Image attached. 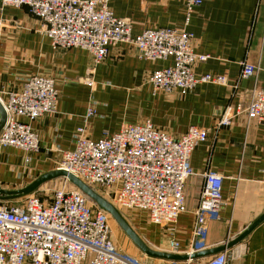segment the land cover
<instances>
[{
  "label": "crops",
  "instance_id": "1",
  "mask_svg": "<svg viewBox=\"0 0 264 264\" xmlns=\"http://www.w3.org/2000/svg\"><path fill=\"white\" fill-rule=\"evenodd\" d=\"M110 8L131 24L133 36L159 28L190 32L195 53L209 56L195 73L224 76L227 85L202 84L185 95L154 92L149 75L171 66L172 60L141 59L122 43L95 64L86 50L54 49L43 24L27 8H4L0 10V95L21 92L25 80L34 76L54 80L60 94L55 112L22 120L39 137L37 154L0 152V188L18 190L55 170L63 153L75 149L74 138L83 128L94 141L123 125L146 121L173 138L190 127L202 128L208 137L191 153L193 174L185 188V213L175 224L152 225L148 237L156 246L166 245L170 253V241L175 240L181 255L220 248L264 214V126L242 115L230 126L218 127L228 108L247 105L255 90L264 91V0H203L188 25L184 0H111ZM244 62L258 68L254 77L240 78ZM92 107L95 116L86 120ZM207 171L223 178V207L199 241L194 237V213ZM226 252L231 264H264V222Z\"/></svg>",
  "mask_w": 264,
  "mask_h": 264
},
{
  "label": "built area",
  "instance_id": "2",
  "mask_svg": "<svg viewBox=\"0 0 264 264\" xmlns=\"http://www.w3.org/2000/svg\"><path fill=\"white\" fill-rule=\"evenodd\" d=\"M110 1L0 0V10L27 8L43 24L54 49L86 50L95 64L105 61L111 49L122 43L132 47L141 59L172 60L171 66L154 71L148 78L154 92L185 95L202 84L227 85L224 76L195 73V67L209 56L195 53L190 32L159 28L133 36L131 24L115 16ZM184 3L188 25L203 0ZM257 72L256 66L244 62L240 78L254 77ZM59 94L54 80L34 76L25 80L21 92L8 93L6 98L0 95L7 113L6 125L0 133V152L15 149L27 155L37 154L39 137L22 120H36L55 112ZM95 113L96 109L90 108L86 120ZM242 115L264 126L263 90H255L247 105L228 108L218 127H228ZM207 137L206 130L190 127L184 135L173 138L146 121L123 125L118 132L94 141L85 136L83 128L74 138L75 149L63 153L55 170L74 175L117 210L124 208L142 214L151 225H172L185 213V188L193 174L191 153ZM204 182L194 213V237L199 241L204 238L207 226L219 219L223 207V178L207 171ZM110 221L109 214L76 188L69 190L64 186L47 200L32 194L16 202L0 201V264H143L116 248L111 240ZM170 248L171 253L180 254L175 240L170 241ZM231 261V255L224 252L202 262L167 264H231Z\"/></svg>",
  "mask_w": 264,
  "mask_h": 264
},
{
  "label": "water",
  "instance_id": "3",
  "mask_svg": "<svg viewBox=\"0 0 264 264\" xmlns=\"http://www.w3.org/2000/svg\"><path fill=\"white\" fill-rule=\"evenodd\" d=\"M7 122V113L0 102V133L4 129ZM65 179L76 189L82 192L94 205L105 211L110 217L116 222L124 234L129 238V240L135 245V247L147 258L163 261L166 263H178L185 262L188 260H198L202 258L211 257L218 253H224L231 250L235 246L239 245L244 241L258 226L264 222V214L256 220L251 226H249L238 238L228 242L220 248L197 252L191 255H181L173 254L170 252L157 251L150 248L146 242L135 232V230L129 225L123 215L105 198L99 195L94 189L87 186L81 180H79L74 175L64 171V170H53L47 174L40 176L34 182L28 186L18 189V190H4L0 188V201L10 202L16 201L25 197H28L36 193L40 188L49 182Z\"/></svg>",
  "mask_w": 264,
  "mask_h": 264
},
{
  "label": "rangeland",
  "instance_id": "4",
  "mask_svg": "<svg viewBox=\"0 0 264 264\" xmlns=\"http://www.w3.org/2000/svg\"><path fill=\"white\" fill-rule=\"evenodd\" d=\"M151 74L149 75V77L151 76ZM64 182H65V179H59V180L49 182L46 185H44L42 188H40L34 194L43 200H47L49 198V196H51L52 193L57 189H61L64 186L69 190L75 188L68 181H66L67 186L65 185ZM24 187H26V186H24ZM24 187H22V188H24ZM19 189H21V188H19ZM19 200H21V199H19ZM16 201H18V200H16ZM16 201H10V202H16ZM118 211L123 215V217L129 223V225L144 240V242H146V244L150 248L157 250V251H163V252L168 251L167 250L168 248L166 247V245L156 246L154 243H151L148 235L151 234V232H152V230H151L152 225L147 222V219L144 217V215L138 214L136 212H132L131 210L124 209V208H120V209H118ZM110 219H111L110 224H111V237H112L111 240L119 251L124 252L126 254H129V255L137 258L143 264H167L166 262L150 259V258H147L145 255H143L135 247V245L129 240V238L124 234V232L120 229V227L116 224V222L111 217H110Z\"/></svg>",
  "mask_w": 264,
  "mask_h": 264
}]
</instances>
